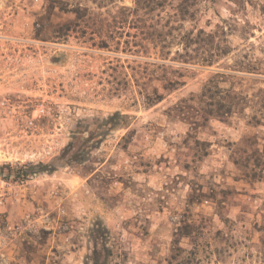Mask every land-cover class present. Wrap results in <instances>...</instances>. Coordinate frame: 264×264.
Here are the masks:
<instances>
[{"label":"rangeland","instance_id":"obj_1","mask_svg":"<svg viewBox=\"0 0 264 264\" xmlns=\"http://www.w3.org/2000/svg\"><path fill=\"white\" fill-rule=\"evenodd\" d=\"M134 9L0 0V264H264V0ZM209 82L231 115L202 119Z\"/></svg>","mask_w":264,"mask_h":264},{"label":"trees","instance_id":"obj_2","mask_svg":"<svg viewBox=\"0 0 264 264\" xmlns=\"http://www.w3.org/2000/svg\"><path fill=\"white\" fill-rule=\"evenodd\" d=\"M51 1H55V0H51ZM155 3V0H135V9L134 12H138L139 10H141L142 8H144V6H152ZM55 8L54 5H49V9H53ZM66 10V8H64ZM131 10V9H129ZM72 12L76 15V23L83 21L85 14L87 12V9L82 8L81 6H78L76 8H74L72 10ZM70 26H68L69 28ZM174 29V28H171ZM202 34H204L207 38H214V33H206L205 31L201 30L196 36L193 35V33H185L183 36H181V40L182 42H179L178 44L183 45V50L188 51V49L194 45V44H198V40L199 38L202 36ZM179 37V36H178ZM175 39V37L173 38V40L165 42L163 44H159L156 39L154 38L152 40V42H150V44L152 45V47L154 49H158V48H162L164 49V51L166 52V56L165 60H167L169 58V55L172 53L171 52V48L173 47V45H175V42H173ZM167 41V40H166ZM201 41V40H200ZM213 43V41L211 42ZM177 44V45H178ZM229 53V47H226L224 52H222L221 55H227ZM176 55L178 56H182L183 54L180 53V51L176 52ZM214 56L212 55V53H210V55H208L206 58H204L202 60V63H204V66H211L215 63V60L213 58ZM173 60V59H172ZM159 79L161 81H163L165 83L164 89L166 91H172L173 89H175V87H178L181 85V82L178 80V78H161L159 76ZM225 91L221 90V88H219V86L215 83L209 82L207 83L203 89H202V94L200 96V98L205 101V103L207 104V106L209 107L208 109H206L204 111V114L202 113V119L207 120V118L209 119V117L213 116H217L219 115V117H221L220 115L226 113V116H229L233 113V106L228 104L227 101L225 100L224 95ZM164 99V95L159 93V91L156 89L154 90L152 96L148 97V103L149 105H154L157 104L159 102H161ZM220 113V114H219ZM222 113V114H221ZM124 116L121 113H115L111 116H109L106 119L107 123H110L113 121V124H111L110 126V130H112V128L116 127L120 122H118V120L120 118H123ZM195 123V122H194ZM197 123V122H196ZM73 144H69L68 148H67V153H70V151L73 149ZM74 156H72L73 158ZM80 159L78 160L79 163L81 161H83V156L81 158H77ZM6 166H3L2 168H0L1 172L4 171ZM26 169L23 171V176L26 177V179L28 177L31 176H35L38 174H44V173H52L55 172L57 170L56 166H54L53 164H44V163H39L38 165H29L25 167ZM103 228H101L102 231ZM105 231V228H104ZM97 252V249H95V253Z\"/></svg>","mask_w":264,"mask_h":264}]
</instances>
